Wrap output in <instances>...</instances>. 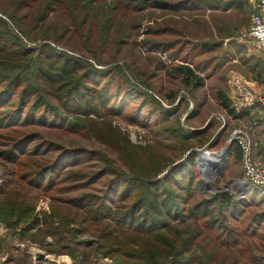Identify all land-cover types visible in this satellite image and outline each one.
I'll use <instances>...</instances> for the list:
<instances>
[{
    "label": "rangeland",
    "instance_id": "rangeland-1",
    "mask_svg": "<svg viewBox=\"0 0 264 264\" xmlns=\"http://www.w3.org/2000/svg\"><path fill=\"white\" fill-rule=\"evenodd\" d=\"M218 1L0 0V264H264V188L228 146L263 143L264 53L250 0Z\"/></svg>",
    "mask_w": 264,
    "mask_h": 264
},
{
    "label": "built area",
    "instance_id": "built-area-1",
    "mask_svg": "<svg viewBox=\"0 0 264 264\" xmlns=\"http://www.w3.org/2000/svg\"><path fill=\"white\" fill-rule=\"evenodd\" d=\"M250 3L253 12L250 16L247 35L253 48L264 53V0H250ZM258 100L263 114L262 124L260 125L263 136L262 145L260 146L259 140H253L249 131L240 127L232 130L230 140L236 141L241 149L243 182L264 188V92L259 95Z\"/></svg>",
    "mask_w": 264,
    "mask_h": 264
},
{
    "label": "trees",
    "instance_id": "trees-1",
    "mask_svg": "<svg viewBox=\"0 0 264 264\" xmlns=\"http://www.w3.org/2000/svg\"><path fill=\"white\" fill-rule=\"evenodd\" d=\"M215 2L221 3L218 0H215ZM54 58H57V57L51 58L52 62H50L51 64L47 68L40 69L41 78L43 79V81H45V83H47L48 86L53 87L56 84V87L54 88L63 91V93H65V96L66 95L67 96L77 95V97H79V93H78L79 90L75 85L76 84L75 81H73L74 76L76 75V73H78L80 69L77 63L78 60L76 61L77 58H73L74 60L70 58H62V57L58 59H54ZM174 70H176L181 76H183V79L187 81L190 79H194L196 85L200 83L199 82L200 78L194 75L190 67L186 65H180V66H177ZM72 98L75 99L74 97H69L65 100L69 99L73 101ZM217 98L220 104L225 109H227L226 111L229 113V115H233L234 112L231 109H229L228 100L225 98V96H223L222 93L218 92ZM234 116H239V115L237 113L236 114L234 113ZM228 146L230 149V153L241 159V149L238 143L236 141H232ZM252 188H254L255 190H258L261 187L251 185V187H248L247 189H249V191L250 190L253 191L254 189ZM218 199H219L218 197H215L214 199H212V202L214 203ZM229 199L230 198L226 196V194H223L221 197V200L224 201V205L228 204ZM206 207L207 205H205L204 208H200V209L204 210L205 216H209V211H207Z\"/></svg>",
    "mask_w": 264,
    "mask_h": 264
},
{
    "label": "water",
    "instance_id": "water-1",
    "mask_svg": "<svg viewBox=\"0 0 264 264\" xmlns=\"http://www.w3.org/2000/svg\"><path fill=\"white\" fill-rule=\"evenodd\" d=\"M231 142H232V140H230V141L228 142V144H230ZM225 148H226V147H225ZM225 148H224V149H225ZM224 149H223V150H224Z\"/></svg>",
    "mask_w": 264,
    "mask_h": 264
},
{
    "label": "crops",
    "instance_id": "crops-1",
    "mask_svg": "<svg viewBox=\"0 0 264 264\" xmlns=\"http://www.w3.org/2000/svg\"><path fill=\"white\" fill-rule=\"evenodd\" d=\"M259 130H260V125L258 126ZM261 132V131H260Z\"/></svg>",
    "mask_w": 264,
    "mask_h": 264
}]
</instances>
